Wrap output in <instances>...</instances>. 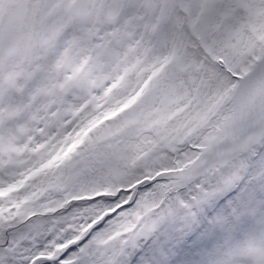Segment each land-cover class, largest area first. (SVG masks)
<instances>
[{
	"label": "rangeland",
	"instance_id": "1",
	"mask_svg": "<svg viewBox=\"0 0 264 264\" xmlns=\"http://www.w3.org/2000/svg\"><path fill=\"white\" fill-rule=\"evenodd\" d=\"M26 1L0 0V180L15 182L0 197L13 200L55 172L58 133L73 120L117 153L152 149L264 30V0H223L208 20L200 0H45L41 15ZM34 209L35 199L8 218ZM245 255L264 264V242Z\"/></svg>",
	"mask_w": 264,
	"mask_h": 264
},
{
	"label": "snow or ice",
	"instance_id": "2",
	"mask_svg": "<svg viewBox=\"0 0 264 264\" xmlns=\"http://www.w3.org/2000/svg\"><path fill=\"white\" fill-rule=\"evenodd\" d=\"M101 131L73 120L55 172L0 197V264H248L264 242V137L213 128L145 155ZM33 199L40 210L8 218Z\"/></svg>",
	"mask_w": 264,
	"mask_h": 264
},
{
	"label": "bare ground",
	"instance_id": "3",
	"mask_svg": "<svg viewBox=\"0 0 264 264\" xmlns=\"http://www.w3.org/2000/svg\"><path fill=\"white\" fill-rule=\"evenodd\" d=\"M222 1L200 0L196 4V8L208 20L215 16V10L219 9L217 5ZM19 2L21 5L24 2L27 4L26 0H19ZM44 2L45 0L42 3L39 0H32V3L29 4L33 5V7H29L28 10L35 9L37 15H41L43 9L40 8ZM9 9L10 7L2 18L1 24L5 22ZM259 36L252 43L253 46H250V49L249 47L248 49L246 48L238 59L233 63L225 65L226 72H224L223 80L221 83L219 82V86L216 87L214 95L206 106L198 108L183 122L184 124L182 123L183 126L181 128L177 126L162 136L153 146L152 150L170 146L177 142L182 143L184 140L197 134L200 130H212L213 128L218 134H228L234 128L239 127L244 133L245 142L264 137V121L260 124H252L256 116V108L250 100V98L259 95L264 82V30ZM209 77V79L213 80L216 75L211 73ZM144 154L147 155L148 153Z\"/></svg>",
	"mask_w": 264,
	"mask_h": 264
},
{
	"label": "water",
	"instance_id": "4",
	"mask_svg": "<svg viewBox=\"0 0 264 264\" xmlns=\"http://www.w3.org/2000/svg\"><path fill=\"white\" fill-rule=\"evenodd\" d=\"M39 1L41 2L42 0ZM250 100L254 103L256 108V116L252 121V124H260L262 121H264V82L259 95L254 98H250Z\"/></svg>",
	"mask_w": 264,
	"mask_h": 264
}]
</instances>
